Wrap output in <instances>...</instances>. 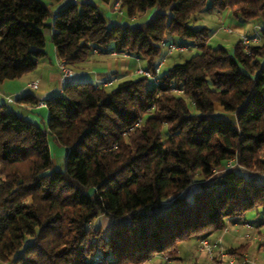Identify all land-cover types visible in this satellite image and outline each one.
<instances>
[{"label":"trees","instance_id":"1","mask_svg":"<svg viewBox=\"0 0 264 264\" xmlns=\"http://www.w3.org/2000/svg\"><path fill=\"white\" fill-rule=\"evenodd\" d=\"M49 1L65 3L52 11L40 0H0V83L36 68L45 33L70 68L109 49L155 73L172 55L159 57L163 42L194 52L161 66L157 81L66 82L42 100L44 123L0 102V264L175 261L182 242L234 220L255 236L264 224V0H117L114 15L147 16L136 25L89 0ZM202 11L229 12L259 41L246 51L240 35L230 48L209 45ZM15 100L38 103L33 94ZM50 138L65 148L63 169ZM242 237L227 255L246 256L252 239Z\"/></svg>","mask_w":264,"mask_h":264},{"label":"crops","instance_id":"2","mask_svg":"<svg viewBox=\"0 0 264 264\" xmlns=\"http://www.w3.org/2000/svg\"><path fill=\"white\" fill-rule=\"evenodd\" d=\"M40 1L47 5L52 11H55L65 3V1L62 3L50 2L49 0ZM89 1L99 5L108 18L116 20L119 19V16L110 13V3L103 0ZM218 19V26L220 24L231 26L234 28L232 29V32H236L237 34L248 30V27L245 28L244 26H236L234 21L232 22L230 20L229 12L219 16ZM45 51L46 55L38 60L37 66L33 71L23 75L18 80H5L0 83V102H7L8 98L12 99V102L9 103L15 104L21 112L27 115L28 119L35 122H41L46 118L45 107H37L36 105H30L26 102H17L15 100L16 97L24 94H33L38 101H42L49 96L61 92L64 85L56 65L59 58L54 46L52 45L48 48V50L45 48ZM166 66H168V64H165L164 62L162 67ZM71 68L73 71V77L70 81L83 80L103 83L116 80L124 76H135V70L137 68H145V62L130 55L118 54L113 50L96 49L90 53L88 59L79 67ZM31 82H36L35 88H31L28 85ZM54 84H56V86H54ZM43 110H45V113ZM244 233L245 230L242 226V222L234 220L228 222L224 232L219 235L210 234L207 236V239L212 240L215 239V237H220L222 239L223 250L224 252H227L230 248L237 246L241 241H243L242 235ZM253 234L255 235V238L251 240L250 246L245 254L254 262V264H264V249L261 247L260 241L256 239V237L264 235V224L260 225V227L256 229H253ZM178 256V260H171L170 262L183 264V257L180 255ZM196 256L193 257L198 258ZM203 258V260L206 261V258ZM147 264H163V259L162 257H154Z\"/></svg>","mask_w":264,"mask_h":264},{"label":"built area","instance_id":"3","mask_svg":"<svg viewBox=\"0 0 264 264\" xmlns=\"http://www.w3.org/2000/svg\"><path fill=\"white\" fill-rule=\"evenodd\" d=\"M110 13L121 15L122 10L120 8V2L115 0L109 8ZM221 29L225 32H232L231 28H228L226 25H222ZM240 39L243 44V48L246 51L248 49V45L251 42H258L259 36L257 34L250 36L249 33L240 32ZM165 55H169L173 52H182L185 49H187L186 45L178 44L175 42H163L162 43ZM164 63V58L159 62L157 67L155 68V73H152L148 69L144 68H137L135 70V73L137 75L145 76L148 78H151L155 81H157V74L160 71L161 66ZM57 68L59 70V73L62 78V83L65 84L66 82H69L73 77V71L72 69L66 65L62 60L58 59ZM112 81L103 82V85H109ZM31 88L36 87V82H31L28 84ZM7 101H11L10 98L7 99ZM37 107H44L45 104L43 101H38L36 104ZM236 164L234 162H228L226 167L232 168ZM244 227L246 229V232L244 233V237L247 239H254L255 236L250 235V231L252 230V225L248 222L244 223ZM261 243V247L264 249V236L256 237ZM197 252L204 253L206 261L205 263L201 264H254V262L249 259L247 256H243L241 258H236L234 255H227L222 247V239L215 238L213 240L208 239H199L198 242L195 245ZM90 264H108L106 261H103L101 258L95 256ZM163 264H170V261L168 259H163Z\"/></svg>","mask_w":264,"mask_h":264},{"label":"rangeland","instance_id":"4","mask_svg":"<svg viewBox=\"0 0 264 264\" xmlns=\"http://www.w3.org/2000/svg\"><path fill=\"white\" fill-rule=\"evenodd\" d=\"M200 14H201V18H203L202 20H203L204 25H206L209 28L208 44L212 45V46L223 45L227 48L232 47V45L237 40V38L240 34H237L236 32H231V33L224 32L223 29H221V26L223 24H220L218 26V23H219L218 17L219 16H218L217 12L214 11L212 13H206V12L202 11ZM146 17H147L146 15H141V16L135 18L134 20L133 19L127 20V18L125 16H123V17H119L118 20L119 21L122 20V22L129 23L131 25H136V24L144 21L146 19ZM227 27L234 29L231 26H227ZM45 35H46L45 36L46 37L45 48H46V50H48V48H50L52 46V42L50 41L49 34L45 33ZM176 42H178V41H176ZM164 52L165 51L163 48L160 52V55H159L160 58L163 56ZM193 52H194V50L191 49L190 51L185 52V53H181L180 55L178 53H172V55L165 58V64L167 63L168 65H170L175 59L182 60L185 57H188ZM135 76H138V75L136 74ZM54 86H56V84H54ZM54 86H53V88H54ZM7 106H8V108L16 110L20 115L27 118V115L25 113L21 112L15 104L8 103ZM43 112L45 113V110H43ZM44 122H46V118L43 120V123ZM49 146H50L51 156H52L54 166L56 168L63 169L64 168L65 148L62 145H60L58 142L52 140L51 138L49 139ZM248 217H250V218H248V219H250V221L256 220L255 218L253 219L251 216H248ZM98 221H99V223H101L104 232H107L109 229L108 221L106 219H104L103 217H99ZM244 230L246 232V229H244ZM178 252L180 253L179 255L181 257H183V264L205 263V261L203 260L204 259L203 257H205V255L203 252L202 253L197 252L196 247H195V239L194 238H190V239L182 242L179 245V251ZM193 256H196L198 258H194ZM170 264H178V263H176V262L171 263L170 262Z\"/></svg>","mask_w":264,"mask_h":264}]
</instances>
